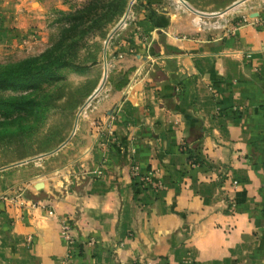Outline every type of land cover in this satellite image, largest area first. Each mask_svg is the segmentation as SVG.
<instances>
[{
  "label": "crops",
  "instance_id": "0c3cea01",
  "mask_svg": "<svg viewBox=\"0 0 264 264\" xmlns=\"http://www.w3.org/2000/svg\"><path fill=\"white\" fill-rule=\"evenodd\" d=\"M234 13L210 32L143 21L151 45L119 47L126 85L93 94L71 163L0 195V264H264V0Z\"/></svg>",
  "mask_w": 264,
  "mask_h": 264
},
{
  "label": "rangeland",
  "instance_id": "374dc122",
  "mask_svg": "<svg viewBox=\"0 0 264 264\" xmlns=\"http://www.w3.org/2000/svg\"><path fill=\"white\" fill-rule=\"evenodd\" d=\"M241 1L0 0V66L93 63L82 71L43 73L31 88L0 90V195L7 189L24 195L18 182L41 171L61 173L71 163L78 149L67 144L77 125H100L102 117L89 115L95 91L126 85L130 71L114 64L122 60L119 47L151 45L141 26L149 9L165 22L177 17L185 33L210 32L224 29Z\"/></svg>",
  "mask_w": 264,
  "mask_h": 264
},
{
  "label": "trees",
  "instance_id": "16d2710c",
  "mask_svg": "<svg viewBox=\"0 0 264 264\" xmlns=\"http://www.w3.org/2000/svg\"><path fill=\"white\" fill-rule=\"evenodd\" d=\"M147 21H150L155 27L164 25L163 15L158 14L153 9L148 10ZM91 64H78L69 60H58L51 65L39 66L33 61H20L0 66V90L8 88H31L43 73L52 76L60 68H72L77 71L88 69ZM24 82L27 84H24ZM30 82V83H28ZM3 101V100H2ZM4 102V101H3ZM5 104V103H4ZM192 155H190L191 157ZM199 161V160H195ZM200 162V161H199Z\"/></svg>",
  "mask_w": 264,
  "mask_h": 264
},
{
  "label": "built area",
  "instance_id": "2783aa9c",
  "mask_svg": "<svg viewBox=\"0 0 264 264\" xmlns=\"http://www.w3.org/2000/svg\"><path fill=\"white\" fill-rule=\"evenodd\" d=\"M242 20L245 21L246 17L243 16ZM107 132L109 133L110 131H107ZM105 136L106 137H103L98 141V145L100 146V148L105 153H107L109 151V143L113 142L114 138L112 137V134H110L109 136H107V135H105ZM136 169H137L136 165H133L132 166V173L134 175L136 174ZM151 177H152V173L147 172L140 177V180L142 182L151 183ZM160 186L161 185L158 183L157 187H160ZM48 214L53 215L54 214L53 210L49 209ZM59 222H60V235H61L62 239L65 241L66 245H68V247H71L75 241L74 235L72 233V225L66 217H61L59 219ZM69 252H71V251L69 250Z\"/></svg>",
  "mask_w": 264,
  "mask_h": 264
},
{
  "label": "water",
  "instance_id": "95a60500",
  "mask_svg": "<svg viewBox=\"0 0 264 264\" xmlns=\"http://www.w3.org/2000/svg\"><path fill=\"white\" fill-rule=\"evenodd\" d=\"M96 92H97V91H95V93H96ZM95 93H94V94H95ZM40 187H42L41 183H39V184L36 185V189H39Z\"/></svg>",
  "mask_w": 264,
  "mask_h": 264
}]
</instances>
